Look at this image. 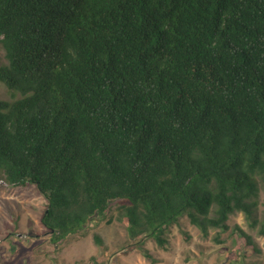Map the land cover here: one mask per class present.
Wrapping results in <instances>:
<instances>
[{
  "label": "trees",
  "instance_id": "16d2710c",
  "mask_svg": "<svg viewBox=\"0 0 264 264\" xmlns=\"http://www.w3.org/2000/svg\"><path fill=\"white\" fill-rule=\"evenodd\" d=\"M0 52V181L53 244L104 219L150 259L236 213L264 237V0H0Z\"/></svg>",
  "mask_w": 264,
  "mask_h": 264
},
{
  "label": "rangeland",
  "instance_id": "374dc122",
  "mask_svg": "<svg viewBox=\"0 0 264 264\" xmlns=\"http://www.w3.org/2000/svg\"><path fill=\"white\" fill-rule=\"evenodd\" d=\"M18 96L0 83V100ZM45 207V199L33 185L15 187L0 181V264H264L260 225L251 228L242 213L230 217L227 231L211 230L208 237L182 217L168 230L165 249L153 240L145 244L149 259L129 239L124 225L116 221L108 225L104 219H95L83 233L53 244L40 224ZM257 219L264 221L263 188ZM238 228L253 239L257 251L246 248ZM95 235L103 240L102 248L94 242Z\"/></svg>",
  "mask_w": 264,
  "mask_h": 264
}]
</instances>
